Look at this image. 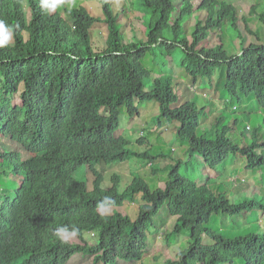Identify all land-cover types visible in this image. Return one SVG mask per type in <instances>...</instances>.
<instances>
[{
    "label": "trees",
    "instance_id": "1",
    "mask_svg": "<svg viewBox=\"0 0 264 264\" xmlns=\"http://www.w3.org/2000/svg\"><path fill=\"white\" fill-rule=\"evenodd\" d=\"M99 2L97 16L82 5L48 12L40 0H0V21L13 27L11 41L0 47V137L13 131L27 153L0 147V176L20 178L18 187L0 189V264H68L75 254L91 256L92 264L142 260L147 233L164 232L159 213L164 206L176 216L173 230L164 233L166 241L189 231L187 247L165 264H264V231L257 217L262 212L264 221L263 192L258 199L255 194L230 201L208 182L198 183L197 172L181 174L183 160L175 168L151 166L155 175L167 173L163 189L139 171L124 175L132 160L153 163L157 155L133 149L118 135L122 108L131 117L139 111L136 102L154 101L156 123L161 118L178 122V138L189 143L186 167L200 156L204 167L214 171L229 157H242L245 168L264 170V117L251 123L264 111V37L245 25L255 37L246 43L237 28V7L224 0H200L206 17L196 19L190 34L184 24L193 14L192 0H136L145 39L127 41L118 18L125 2ZM259 15L264 24V13ZM97 24L107 30L100 48L92 44ZM222 27L241 39L235 53L228 54L220 40L211 47L200 45ZM174 53L173 62L198 86H211L224 67L223 85L214 95L223 111L211 128L202 125L201 98L190 85L175 82L179 96L170 74L153 76L142 64L148 54L158 59ZM208 104L205 99L203 107ZM146 140L140 136L137 141ZM76 173L86 181L75 179ZM137 196L134 219L118 210L99 211ZM219 217L223 225L230 219L238 229L249 226L231 235L216 229L213 221ZM61 227L75 231L79 242L58 237ZM86 231H97L95 244L85 241Z\"/></svg>",
    "mask_w": 264,
    "mask_h": 264
},
{
    "label": "rangeland",
    "instance_id": "2",
    "mask_svg": "<svg viewBox=\"0 0 264 264\" xmlns=\"http://www.w3.org/2000/svg\"><path fill=\"white\" fill-rule=\"evenodd\" d=\"M121 1L125 2V6H123L125 9L118 18L119 22L124 24L127 41L133 39L135 41H140L145 39L143 34L144 25L141 19L143 12L136 9V0ZM181 1L183 0H174L175 4H179ZM192 1L193 14L184 24L185 32L187 34H190V30L193 29L196 19L199 18L204 20L206 17V13L199 9L200 0ZM224 1L237 7V28L245 37L246 43L251 40L255 41V37L252 33L246 30L245 25H248L253 33H257L260 38L263 39L264 24L261 22L259 14L264 13V0ZM69 5L74 7L82 5L87 7L95 15H101V5L99 0H65L63 6L69 7ZM118 7H114V12L118 11ZM61 14L63 17L69 19L64 10L61 11ZM69 21L70 23H73L72 19H69ZM224 28L225 27H222L209 32L208 37L204 39L200 45L211 47L220 40L223 42L224 48L228 54L235 53L241 43V39L238 37L236 31L233 34H230L228 31L224 32ZM91 34L94 47L100 48L105 45L104 41L107 35L105 24L95 25ZM174 55L175 53L170 56H163L156 59L154 54H148L142 61V64L152 72L153 76L165 73L170 74L174 81V89L179 96L181 94V89L175 85V82L180 83L181 85H190L191 91L200 95L201 98L198 100L197 105L199 108L203 109L201 113L202 125L203 127L211 128L215 122V118L223 111L222 101L217 99V96L215 97L214 95L218 94V91L216 92V90H220L223 85L224 67L223 69H219L220 71H216L215 77L211 81V86H198L196 83L192 84V78L173 62ZM204 83H206V81ZM205 99H208L209 104L208 106L203 107ZM18 101V98L14 99V102ZM136 103L139 111L131 117L126 115V110L124 108L121 109L120 130L118 135L127 139L131 145H133L131 146L133 149H149L150 154L157 155V157L152 164L150 161L143 163L132 160L130 166L129 164L126 165L122 170L124 175H129L132 171H139L138 173L140 176L147 180L151 175H155L151 172L152 165L161 167L166 164L171 168H175L177 164H180L179 162L183 160L180 164L181 174H186V171L197 172L196 176L198 177V183L201 184L208 182L210 187L215 189V191L225 192L226 197L230 201L247 199L255 194L257 197L256 199H258L260 198L258 194L262 192L264 193V170L260 169L253 172L252 170L245 168L244 165L246 161L242 157H229L225 163L220 164V166L214 171H211L208 166L204 167V163H201L203 160H201L200 156L197 157V161L192 160L187 162L188 167H186L185 161H187V155L185 154V151L186 147L189 146V143L178 138L176 134L178 122H168L165 118H161L160 125H158L155 120V116L159 113L158 104L154 101ZM242 108L244 111H247V104H243ZM260 117H264V111L253 115L252 118L254 120H252L251 123L257 125V120ZM246 122L250 121L246 119ZM247 126L251 127L249 123ZM140 136L146 137L147 140L145 143L140 144L137 141ZM0 141V147L5 151L14 150L19 152L22 156H27L26 151L16 142L15 133L13 131L9 132L4 138L0 137ZM158 153H161V155H158ZM162 154L165 155L162 156ZM166 174V172H159L156 175L157 178L155 177L156 179H152L150 183L155 185L156 182H158V186L163 187ZM74 178L86 181V176H81L79 173H76ZM19 184L20 178L16 177V175H12L9 178H5L3 175L0 176V189L2 192H4V190L8 191V189H14L18 187ZM138 203L139 200L137 196L133 201H125L121 206L104 207L99 211L103 214H111L114 210H118L130 215L134 219L137 214ZM159 213L161 215L160 218L164 219V224L166 225L164 232L158 234L147 233V247L143 259L131 262L117 260L115 264H165V259L176 258L178 253L187 247L189 241L188 230H183L179 234H174L168 241H166L164 233H169L173 230L176 216L170 214L168 209H166V206L162 207ZM257 217L260 219L259 224L263 228L262 231H264V221L261 220L263 213L257 211ZM234 220L238 221V224L242 221L240 217H236ZM230 221V219H226L225 222L229 224L224 223L223 225L221 217H219L218 220L216 218L213 222L217 224V230L228 231V234L236 235L241 228L238 229V225H231ZM248 226L249 224L243 225L242 230L244 229L245 231ZM95 232L97 233V231ZM95 232L86 231L83 233L85 241L91 245L95 244L97 241ZM64 236L67 237L66 240L68 241L79 242V239L73 235V233L66 232L64 233ZM68 264H92V258L91 256L75 254L68 261Z\"/></svg>",
    "mask_w": 264,
    "mask_h": 264
},
{
    "label": "clouds",
    "instance_id": "3",
    "mask_svg": "<svg viewBox=\"0 0 264 264\" xmlns=\"http://www.w3.org/2000/svg\"><path fill=\"white\" fill-rule=\"evenodd\" d=\"M64 3H65V0H40L41 8L44 9L45 11H48V12L55 11L57 8L62 6ZM69 6H71V5H69ZM12 36H13V27L6 25L4 21H0V47H3L5 45L9 44V42L12 39ZM151 164H152V162H151ZM155 177L157 178L156 175H153V176L151 175L149 177V179L150 180L156 179ZM156 186L159 187L158 182H156ZM164 186H165V182H164L163 187H159V188L163 189ZM66 232H67V229L64 227L56 229V235L58 237H60L61 239H67V237L64 236V233H66ZM73 235H75V231H73Z\"/></svg>",
    "mask_w": 264,
    "mask_h": 264
}]
</instances>
